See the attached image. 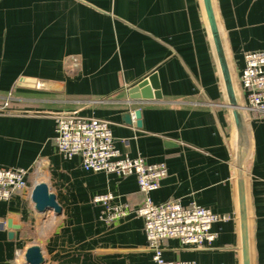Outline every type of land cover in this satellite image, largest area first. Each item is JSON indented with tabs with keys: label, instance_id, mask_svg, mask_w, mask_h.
<instances>
[{
	"label": "crops",
	"instance_id": "crops-1",
	"mask_svg": "<svg viewBox=\"0 0 264 264\" xmlns=\"http://www.w3.org/2000/svg\"><path fill=\"white\" fill-rule=\"evenodd\" d=\"M211 1L244 106L239 75L243 54L264 49V0ZM151 74L161 98L132 101L128 90ZM60 112L108 120L121 155L164 162L153 203H195L221 216L208 246L163 240L166 260L242 264L236 128L202 0H0V168L27 170V185L0 201V264H26L31 244L43 264H149L142 217L106 224L93 201L109 193L114 204L136 209L144 197L136 177L87 171L78 156L64 158L55 144ZM242 114L250 264H264V112ZM38 182L54 194L59 214L34 209Z\"/></svg>",
	"mask_w": 264,
	"mask_h": 264
},
{
	"label": "built area",
	"instance_id": "built-area-1",
	"mask_svg": "<svg viewBox=\"0 0 264 264\" xmlns=\"http://www.w3.org/2000/svg\"><path fill=\"white\" fill-rule=\"evenodd\" d=\"M244 66L239 75V85L244 94V109L264 112V49L243 54ZM6 104V103H5ZM55 144L66 159L78 156L84 170L114 173L125 177L134 175L143 201L131 210L126 204H114L112 194L93 197L100 203L102 219L110 224L133 213L143 219V232L151 252L149 264H197L192 260H166L162 242L177 239L182 245L203 248L210 245L215 233L212 224L221 216L195 203L183 206L176 200L155 204L150 193L159 187L166 175L164 162L148 163L143 157L121 155L114 146V137L108 120L83 116L77 112H60L54 115ZM24 168H0V201H8L27 185ZM5 222L0 220V229Z\"/></svg>",
	"mask_w": 264,
	"mask_h": 264
},
{
	"label": "water",
	"instance_id": "water-1",
	"mask_svg": "<svg viewBox=\"0 0 264 264\" xmlns=\"http://www.w3.org/2000/svg\"><path fill=\"white\" fill-rule=\"evenodd\" d=\"M209 32L212 38L214 50L216 53L219 69L221 72L225 93L227 97V106L230 108L233 122L236 128V150L234 164L236 168L237 197H238V216L240 229V251L241 263L250 264L248 222L246 210L245 178H244V160L248 154L249 140L246 130V122L242 114L244 107L237 101L230 69L227 63L226 55L221 41L218 24L215 18L212 1L202 0ZM33 86L43 87L41 82L29 80ZM129 98L132 101H144L149 99H160L161 93L156 74H151L148 78L139 81L135 86L128 90ZM134 115L137 119V125H141L140 111L135 110ZM128 115L126 120L128 121ZM31 201L37 212L52 210L54 214L60 213V206L55 200L47 185L43 182L36 183L31 191ZM24 261L26 264H43L44 259L40 247L36 244L29 245L24 252Z\"/></svg>",
	"mask_w": 264,
	"mask_h": 264
},
{
	"label": "rangeland",
	"instance_id": "rangeland-1",
	"mask_svg": "<svg viewBox=\"0 0 264 264\" xmlns=\"http://www.w3.org/2000/svg\"><path fill=\"white\" fill-rule=\"evenodd\" d=\"M236 90H238V89H236ZM248 150H249V149H248ZM246 157H247V156H246ZM245 160H246V158H245ZM245 160H244V164H245ZM244 164H243V165H244Z\"/></svg>",
	"mask_w": 264,
	"mask_h": 264
}]
</instances>
